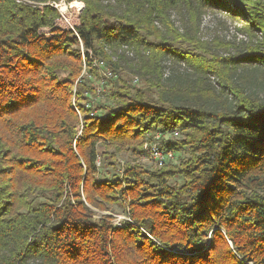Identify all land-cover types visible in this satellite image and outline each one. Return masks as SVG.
<instances>
[{"label": "trees", "instance_id": "1", "mask_svg": "<svg viewBox=\"0 0 264 264\" xmlns=\"http://www.w3.org/2000/svg\"><path fill=\"white\" fill-rule=\"evenodd\" d=\"M61 1L83 4L73 30L55 25ZM213 8L242 23L241 52L214 54L170 19ZM123 49L142 86L118 75ZM165 58L233 103L162 90ZM247 66L264 73V0H0V264H264V99L235 81ZM157 132L187 153L178 166L136 162ZM125 152L135 161L120 167ZM120 205L130 222L99 215Z\"/></svg>", "mask_w": 264, "mask_h": 264}, {"label": "rangeland", "instance_id": "2", "mask_svg": "<svg viewBox=\"0 0 264 264\" xmlns=\"http://www.w3.org/2000/svg\"><path fill=\"white\" fill-rule=\"evenodd\" d=\"M72 3H76L78 5L79 10L77 12L71 8ZM60 4L61 6L64 5V8H59L61 12L58 14L59 16H62L60 17V20L55 22V25H57V27L62 30L68 29L71 25L79 26V13L83 9V4L80 2L66 3L64 1H61ZM227 15L228 14L224 13V11L218 12V10L213 8L212 10H207L201 13L194 21V24L190 23L191 21L186 15H179L174 12L170 15V19L174 23L175 27L181 30H188L189 32L191 30L192 34H196V37L202 42L210 45L212 48L211 52L214 54L226 56L241 52L245 44L248 43V37H246L241 32L242 23L238 20H230V17ZM41 34L47 36L49 35V31L42 30ZM113 62L115 64L117 63L119 67V76L123 77V79H131L132 85L135 87L143 85L142 80L140 81V78H138V76L135 74L134 65L139 64L141 61L138 56L134 54V52L124 49L119 50L114 56ZM95 63L99 69V75L102 78H108L112 80L116 79V76L114 73H111L109 67H105L103 64L99 66L98 62ZM157 73L161 75V77L159 78L157 76H153L151 80L158 86H161V89L164 91H168V88L171 86H176L180 89V95L186 99L188 104H193L198 107H206L213 110H221L233 103L232 97L230 95L221 92L220 87L217 85L216 79H198L191 75V72L184 64L174 63L172 60L165 58V60H163V62L158 67ZM237 75H239V77L235 81L239 83L240 87L243 89L245 88L244 90L247 95L264 99V73L261 70H257L255 66H247L245 71L240 70ZM93 81L94 86L98 89V91L99 88L102 90L107 84V80L100 79L98 81ZM91 101L92 107L95 109V107L102 104L104 99L100 96V93L97 92L96 97L91 99ZM174 131H177L178 133L179 129L176 128L166 132L165 139H179L180 135L175 137ZM157 134H159V132L155 133L154 135ZM154 141L156 142L157 140L154 139ZM158 144L165 153V160L161 165L156 164L147 156L144 157V154L139 157L136 162L145 169L153 171L165 165L178 166L181 161L187 158V153L185 152H168L164 147L161 146L160 142ZM99 151L102 152L103 149L99 148ZM117 161L120 167H122L126 162H134L135 158L129 153L125 152L117 157ZM100 170L103 173L111 172V168L109 166L103 167L102 169L100 167ZM117 174H119V172H117ZM171 184L178 186L181 184V181L179 179H175L171 181ZM99 215L111 216L114 226L122 224L128 219L125 215L124 206L122 205L110 206L107 212Z\"/></svg>", "mask_w": 264, "mask_h": 264}, {"label": "built area", "instance_id": "3", "mask_svg": "<svg viewBox=\"0 0 264 264\" xmlns=\"http://www.w3.org/2000/svg\"><path fill=\"white\" fill-rule=\"evenodd\" d=\"M53 6L55 9H57L58 13L60 14L61 10L59 9L61 7V4H53L51 5ZM62 15H60L61 17ZM61 18H59L58 20H60ZM57 20V21H58ZM75 26H70L68 29L73 30ZM174 133L176 134L177 131H174ZM160 134L155 135V140H157L156 142H146L143 145V152H144V157L147 156L148 158H150L152 161H154L156 164H162L165 160L164 157V151H162L161 147L158 144V140L160 138ZM127 222H130L129 219L125 220ZM117 226H120V224H118Z\"/></svg>", "mask_w": 264, "mask_h": 264}, {"label": "bare ground", "instance_id": "4", "mask_svg": "<svg viewBox=\"0 0 264 264\" xmlns=\"http://www.w3.org/2000/svg\"><path fill=\"white\" fill-rule=\"evenodd\" d=\"M61 7L64 8V5H62ZM71 8H72L73 10H75L76 12L79 10V9H78V5H77L76 3H72V4H71ZM75 11H74V12H75Z\"/></svg>", "mask_w": 264, "mask_h": 264}]
</instances>
